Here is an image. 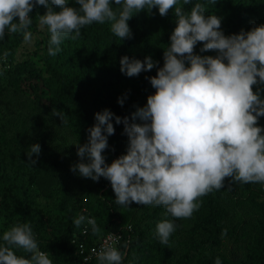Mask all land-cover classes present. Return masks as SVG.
Masks as SVG:
<instances>
[{
	"label": "trees",
	"instance_id": "trees-1",
	"mask_svg": "<svg viewBox=\"0 0 264 264\" xmlns=\"http://www.w3.org/2000/svg\"><path fill=\"white\" fill-rule=\"evenodd\" d=\"M67 2V6L79 8L75 0ZM198 2L206 4L205 16L221 18L220 30L225 36L264 25V0H215V3L191 0L184 10L189 11ZM49 6L54 11L60 10L51 5V0ZM110 6L117 12L120 10L114 0H110ZM45 12L44 6H35L29 13L31 33L40 25L39 16ZM13 22H18V18ZM127 23L132 36L121 40L111 32L109 22L84 26L77 39L69 37L61 42V51L56 56L48 54L50 33L44 26L43 37L37 43L41 46V71L27 61L16 62L23 32L7 33L5 29V37L0 40V219L13 226L30 223L39 250L48 252L53 264L100 263L98 259L82 263L70 241L75 236L88 248L109 233L120 236L117 250L124 253L121 264H214L217 257L221 264H264L262 183H250L235 216L229 215L222 205L231 178H225L220 190L200 197L197 201L200 207L189 218H173L162 206L142 205L138 212L131 211V220L124 224L110 182L103 177L91 185L88 197L71 189L70 182L56 181L46 195L47 203H38L33 187L39 179V159L33 154L31 159L37 163L31 166L27 155L30 146L37 143L24 136L40 131V114L51 119L45 127L63 131L69 137L71 156L80 161L77 145L87 142V129L95 124V113L107 109L122 119L129 117L131 123V114L144 107L147 97L155 93L147 78L154 77L163 67V51L176 27L174 10L164 17L156 8L141 11ZM201 47L198 42L194 54L212 57L218 54L215 50L201 53ZM4 52H8L6 58ZM124 56L141 62L150 56L157 64L151 71L127 77L120 71V59ZM257 90L264 100V84L254 85L253 91ZM118 99L123 100V106ZM7 115L33 123L17 127L11 119L6 120ZM111 122L115 132L108 137V148L102 153L106 165L126 154L121 140L127 137L121 135L124 126ZM257 126L264 129V116L258 118ZM40 149L39 156L51 153L45 146ZM80 215L94 218L100 233L93 235L89 226L87 234L81 236L84 224L77 228L73 223ZM163 220L175 226L167 245L161 244L156 235V225ZM2 237L0 233V244L4 243ZM13 251L17 256L30 257L22 249L14 247Z\"/></svg>",
	"mask_w": 264,
	"mask_h": 264
},
{
	"label": "clouds",
	"instance_id": "clouds-1",
	"mask_svg": "<svg viewBox=\"0 0 264 264\" xmlns=\"http://www.w3.org/2000/svg\"><path fill=\"white\" fill-rule=\"evenodd\" d=\"M75 2L78 9L67 6V0H51V5L60 9L57 12L49 6V0H0V40L7 29V33L23 32L24 41L30 43L29 13L35 6L46 8L39 24L47 26L50 33V56L61 51L63 40L77 39L80 29L94 22H109L111 32L120 40L131 38L127 22L134 14L152 8L158 9L161 17L174 10L176 27L163 51V67L147 78L155 93L147 97L144 107L131 114V123L129 117L122 119L107 109L95 113V124L87 129V142L77 145L81 162L71 171L93 182L101 177L108 180L115 202L122 207L128 208L131 203L162 206L177 219L189 218L200 207L198 199L223 188L225 178L264 184V129L257 126L258 118L264 116V100L259 90L253 91L254 85L264 84V25L225 36L220 30L221 18L205 16V3L184 10L191 0H114L120 6L118 12L110 6V0ZM16 18L18 22H13ZM198 42L202 44L201 53L215 50L218 54H194ZM156 64L150 56L143 62L124 56L120 71L136 77ZM117 102L123 106V100ZM113 120L123 124L128 144L126 154L106 165L102 153L108 148V137L115 132ZM40 151L39 144L30 146L27 155L31 166L37 163L32 155L38 156ZM85 220L80 215L73 223L80 228ZM87 223L93 235L100 233L94 218H88ZM174 230L171 221L158 222L160 243L167 245ZM2 239L0 264H53L50 254L39 250L30 223H17L3 233ZM108 239L118 241L119 237L109 234ZM14 247L30 257L17 256ZM123 255L107 246L97 253V259L100 264H121ZM214 264H221L219 257Z\"/></svg>",
	"mask_w": 264,
	"mask_h": 264
},
{
	"label": "rangeland",
	"instance_id": "rangeland-1",
	"mask_svg": "<svg viewBox=\"0 0 264 264\" xmlns=\"http://www.w3.org/2000/svg\"><path fill=\"white\" fill-rule=\"evenodd\" d=\"M43 37V27L40 25L32 33V39L30 43H26L24 40L18 46L15 60L20 63L22 61H27L34 65L37 71L42 70V63L40 62L41 50L37 43ZM36 115L32 119H36ZM40 131L36 134L25 135V139H29L32 142L39 144L40 146L47 147L51 153L48 155H35V158L39 159V179L37 184L33 187V193L36 196V199L40 205L47 203L46 195H48L53 187V184L56 181L59 182H70L71 189L82 191L84 197H88L89 189L93 185L91 179L84 178L79 175L78 171L73 172L70 170L72 166L79 163V160H74L72 154L70 153V139L65 135V133L58 132L56 129L45 125L51 121L50 117L47 115L40 114ZM12 120V124L17 127H28L33 123V120L30 123H26L25 120L21 117H14L13 115H7L6 120ZM123 134V130L121 135ZM124 135V134H123ZM124 148L127 149L128 137L122 138ZM231 185H228V192L223 198V206L225 207L227 213L231 216H235L234 213H238L237 208L244 198V193L246 188L250 187V183H241V182H231ZM240 192V195H238ZM142 205L131 203L126 207H119V211L124 218L123 222L126 224L132 218L131 211L136 213ZM123 224V225H124ZM13 225L8 224L2 219H0V233L3 236V233L9 230ZM183 229H186V226H183ZM95 264H100L96 262Z\"/></svg>",
	"mask_w": 264,
	"mask_h": 264
},
{
	"label": "built area",
	"instance_id": "built-area-1",
	"mask_svg": "<svg viewBox=\"0 0 264 264\" xmlns=\"http://www.w3.org/2000/svg\"><path fill=\"white\" fill-rule=\"evenodd\" d=\"M88 218H90V217H86L84 227L80 231L81 236L86 235L84 233V228L88 229V227L90 226L87 223ZM109 234H111V233H109ZM109 234H106L105 236H103L98 241V243L96 245L88 247V248H85L84 244L81 243L80 241H78V239L75 236H73L70 243H71V245H73L76 248L77 254L81 257V262L86 263V262L90 261L91 259H97V253L101 250V248H105L107 246H112V247H115L117 249L119 242H120V236L118 234H111L114 236H118L119 240L118 241L117 240H109L108 239Z\"/></svg>",
	"mask_w": 264,
	"mask_h": 264
}]
</instances>
